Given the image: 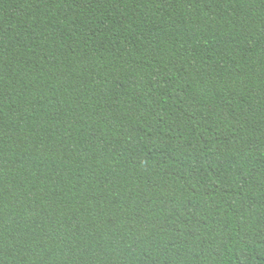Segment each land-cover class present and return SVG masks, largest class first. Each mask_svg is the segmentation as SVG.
Returning <instances> with one entry per match:
<instances>
[{
    "label": "trees",
    "instance_id": "trees-1",
    "mask_svg": "<svg viewBox=\"0 0 264 264\" xmlns=\"http://www.w3.org/2000/svg\"><path fill=\"white\" fill-rule=\"evenodd\" d=\"M0 264H264V0H0Z\"/></svg>",
    "mask_w": 264,
    "mask_h": 264
}]
</instances>
